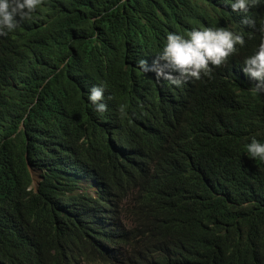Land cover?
Returning <instances> with one entry per match:
<instances>
[{
  "label": "trees",
  "instance_id": "trees-1",
  "mask_svg": "<svg viewBox=\"0 0 264 264\" xmlns=\"http://www.w3.org/2000/svg\"><path fill=\"white\" fill-rule=\"evenodd\" d=\"M233 2L44 0L0 37V264H264V160L247 149L264 92L243 72L264 0ZM202 27L245 45L211 78L158 80L167 34Z\"/></svg>",
  "mask_w": 264,
  "mask_h": 264
},
{
  "label": "clouds",
  "instance_id": "clouds-1",
  "mask_svg": "<svg viewBox=\"0 0 264 264\" xmlns=\"http://www.w3.org/2000/svg\"><path fill=\"white\" fill-rule=\"evenodd\" d=\"M44 0H0V37L7 36L20 27L21 22L32 18L33 13L42 5ZM258 0H234L231 7L234 12L247 13L250 7L256 6ZM242 24L256 29V21L247 16L241 21ZM258 31L261 40L256 52L244 61L243 72L258 83L253 86V91L264 92V24ZM245 45L242 32L231 31L228 28H205L193 29L187 36L177 33H168L166 44L162 53L153 61L156 78L167 80L170 84L180 87L189 80H201L202 77L211 78L213 68L225 65L232 55L238 52V47ZM138 67L147 72V61L138 62ZM104 88L93 86L88 92V100L95 105L96 111H107L104 103ZM110 99V97H109ZM125 105H120L121 114L125 112ZM248 152L252 157L264 160V143L252 138L247 145ZM29 168V164H28ZM33 170L31 167L29 171ZM31 173L40 184L39 172ZM37 176V177H36Z\"/></svg>",
  "mask_w": 264,
  "mask_h": 264
},
{
  "label": "water",
  "instance_id": "water-1",
  "mask_svg": "<svg viewBox=\"0 0 264 264\" xmlns=\"http://www.w3.org/2000/svg\"><path fill=\"white\" fill-rule=\"evenodd\" d=\"M29 168H30V166H29ZM31 173H32V174H34V171H33V170H31ZM38 185H39V182H38V181H36V188L38 187Z\"/></svg>",
  "mask_w": 264,
  "mask_h": 264
},
{
  "label": "bare ground",
  "instance_id": "bare-ground-1",
  "mask_svg": "<svg viewBox=\"0 0 264 264\" xmlns=\"http://www.w3.org/2000/svg\"><path fill=\"white\" fill-rule=\"evenodd\" d=\"M92 226V225H91Z\"/></svg>",
  "mask_w": 264,
  "mask_h": 264
},
{
  "label": "rangeland",
  "instance_id": "rangeland-1",
  "mask_svg": "<svg viewBox=\"0 0 264 264\" xmlns=\"http://www.w3.org/2000/svg\"><path fill=\"white\" fill-rule=\"evenodd\" d=\"M37 177V176H36Z\"/></svg>",
  "mask_w": 264,
  "mask_h": 264
}]
</instances>
